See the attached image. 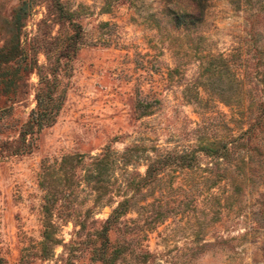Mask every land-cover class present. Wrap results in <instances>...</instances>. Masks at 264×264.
<instances>
[{
	"label": "rangeland",
	"instance_id": "374dc122",
	"mask_svg": "<svg viewBox=\"0 0 264 264\" xmlns=\"http://www.w3.org/2000/svg\"><path fill=\"white\" fill-rule=\"evenodd\" d=\"M201 5L199 19L193 0H0V264H264V0ZM58 6L68 20L56 18ZM178 13L191 18L176 26ZM74 32V51L57 68L56 119L22 139L45 57ZM217 56L227 68L207 73ZM233 72L245 90L239 108L222 103L232 99ZM247 127L228 163L197 151ZM151 148L195 164H171L132 195L124 179L143 175ZM104 151L111 201L93 205L86 175L96 171L86 163ZM63 156L81 164L44 242L38 184ZM122 198L129 211L99 235Z\"/></svg>",
	"mask_w": 264,
	"mask_h": 264
},
{
	"label": "trees",
	"instance_id": "16d2710c",
	"mask_svg": "<svg viewBox=\"0 0 264 264\" xmlns=\"http://www.w3.org/2000/svg\"><path fill=\"white\" fill-rule=\"evenodd\" d=\"M196 11L199 15V19L202 15V5L201 0H193ZM56 18L61 21L63 19H69L70 13L64 12L60 9V7H56ZM191 18L189 15L185 13L173 14V22L176 26H181L185 23V18ZM22 20V5L18 8L16 16L14 18V23L16 25V29L18 30L20 26V22ZM194 21L189 20L188 24H192ZM72 30L76 28V26L71 27ZM73 30V31H74ZM76 33L74 32L72 36H66L61 42L65 45L62 46L60 44L58 48L55 50L56 55L49 61V57H45L47 64L44 68L45 72H39L37 74V85L34 91V107L31 109L30 113L26 121L23 124V130L21 132L22 139L30 135L35 131L41 130L44 127H48L52 125L56 119V116L61 108L63 96H64V88L59 87L58 79H57V68L60 67V57H68V51H74L73 47V39ZM17 45L11 48L9 54L13 55L17 52ZM12 58V57H10ZM208 67H214L210 71H206L207 73H215L220 74L221 71H224V63H226V59L217 56L213 58H209ZM213 61L214 65L211 64ZM231 82L228 87L227 92L231 96L232 99L230 101L222 102L225 105L242 107L243 97H244V87L242 85L241 79L237 78L235 73L231 74ZM234 84V86H232ZM196 90V88H193ZM222 91V90H221ZM249 131V127L245 130L241 131L238 137L231 138L228 142L223 140H205L200 141L197 145V151L203 155L204 157L211 159L217 163L218 161H223L224 163L229 162V156L231 154V145L236 143L240 137L247 135ZM247 141H242V144L239 145L240 150H243ZM242 146V147H241ZM238 148V147H237ZM128 149L125 151L127 152ZM133 153H138L140 148H135L132 150ZM149 151L152 154V159H148V163L144 166L143 175L140 176L138 174L132 175L131 177L124 179L123 186L126 190H128L132 195L138 194L143 188L147 187L153 182H158L160 180V175L169 165L173 164L174 168L179 170L191 169L194 166L195 158L190 157L187 154H177L170 156L169 154H161L155 148H151L149 150H144L143 152ZM125 152V153H126ZM237 162L242 163L244 165V161L240 158ZM236 162V163H237ZM110 163L109 154L107 151L101 153L98 157L90 158L86 163L88 167L92 168L96 173L92 174L87 173V177L90 181V190L94 194L92 199V204L96 205L101 202L103 196H107L103 204L108 205L111 201V196L108 197L109 194V186L111 184L106 180H101V174L106 170L108 164ZM81 164V159L79 156H63L60 158L59 162L55 167H46L43 169L40 180L39 187L43 190L42 197V226L43 232L42 237L44 242L50 239V228L52 227L50 224V218L52 217L53 210L57 203L60 202L59 207L64 206V203L68 202L69 197L72 194L73 179H74V169ZM237 167L234 166V169ZM239 169V168H238ZM87 178V180H89ZM221 176L217 180L220 179ZM73 183V184H72ZM129 202L130 198H122L120 201L115 203V206L110 209V212L107 218L104 220L101 231L99 235H105L111 226H113L119 217L125 215L127 211H129ZM58 207V208H59ZM54 240V239H53ZM54 242V241H53ZM105 242V239H104ZM102 246L103 243H102ZM103 250V249H102ZM115 254V252H112ZM103 258V252L100 255ZM109 260V259H108Z\"/></svg>",
	"mask_w": 264,
	"mask_h": 264
}]
</instances>
